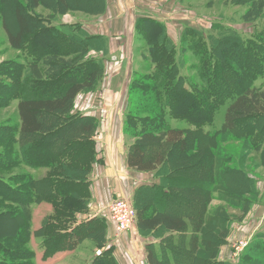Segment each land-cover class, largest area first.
I'll list each match as a JSON object with an SVG mask.
<instances>
[{
  "label": "trees",
  "instance_id": "obj_1",
  "mask_svg": "<svg viewBox=\"0 0 264 264\" xmlns=\"http://www.w3.org/2000/svg\"><path fill=\"white\" fill-rule=\"evenodd\" d=\"M26 1L29 9L14 10V32L5 28L8 41L20 49L29 39L35 53L43 54L39 63L30 64L33 74H54L47 76L39 90L32 80L28 86L21 83L19 91L26 87V92L16 103L18 125L0 130V146H4L0 169L23 164L48 171L40 179L23 172L14 176L15 184L0 177V207L5 203L7 207L0 211V251L34 264V252L23 248L31 235L29 205L33 202L46 201L53 209L34 231L41 239L44 259L74 250L85 239L98 242V234L106 229L105 219L98 216L73 225L74 213L87 206L88 175L97 161L94 135L98 123L92 116L72 114L71 109L78 93L97 85L102 61L82 55L88 41L82 31L49 21L45 25L31 9L41 0ZM58 1L63 13V8H77L82 0ZM232 1L249 4L242 20L258 17L264 23V0ZM141 24L154 68L134 76L124 119L126 133L135 137L126 154L128 167L154 172L160 179L158 184L140 185L133 199L137 228L157 238L146 244L148 264H264V234L259 233L245 246L238 262L218 258L234 217L229 208L217 207L212 213L208 208L213 199L231 195L234 201L226 199L228 204L241 214L252 203L242 196L255 191L252 174L236 166L219 143L240 141L247 151L264 143V32L244 38L229 27L204 35L185 28L183 49L199 62L198 81L192 82L186 81L175 63L176 46L162 24L149 19ZM63 41L71 52L62 51ZM257 78L263 79L262 86L254 85ZM220 105L224 107L221 127L204 129L213 123ZM171 120H181L186 126H174ZM235 180L242 189L232 194L230 182ZM101 242L99 249L104 245ZM0 264L11 263L0 256ZM89 264L118 263L111 246H105Z\"/></svg>",
  "mask_w": 264,
  "mask_h": 264
},
{
  "label": "rangeland",
  "instance_id": "obj_2",
  "mask_svg": "<svg viewBox=\"0 0 264 264\" xmlns=\"http://www.w3.org/2000/svg\"><path fill=\"white\" fill-rule=\"evenodd\" d=\"M80 2L81 3L76 6L77 8H69L67 11L63 8V13L61 12L62 7L58 0H41V3L36 8L31 9L36 16L43 18L45 25L50 22L52 25L57 24L62 25V27L65 25L68 27L70 26V28H72L73 31L76 30L77 33L82 31V34L88 38V41L85 42V46L83 47L84 54H82L85 55L86 58L100 59L101 61L102 58L104 59L105 57L108 59L110 44L108 45L107 36H125L124 34H127L126 30L129 31L128 48H125L126 52L123 55L124 69L113 83L114 87L118 88V85H120L124 79L126 85L124 92L122 90V95H124L123 98L126 96V104L123 103V105H126L123 111L124 117L129 106V91L132 82L135 79L134 76L137 75V77H139L154 68V64L149 56L148 43L143 37V27L141 24L143 19L159 22L165 28V32L169 38L170 36L173 37V39L177 38L175 40L176 42L170 38L171 42L176 46L174 61L178 64L180 72L183 74L186 81L191 80L192 82L198 81L196 69L199 66V62L194 54L183 49L184 47L182 45L184 44L181 41V34L185 28L190 27L199 30L204 35L210 33L213 34L221 28L229 27L238 31L244 38L252 36L256 31H259L260 34L264 32V30H262L264 23L260 18L256 17L253 20L247 21L242 20L241 16L247 11L246 9L249 4L240 5L234 3L232 0H102L101 4L100 1L97 0H82ZM16 7L29 9V2L26 0H0V130L14 129V126L16 127L18 125L16 102L19 97L26 92V87H24L21 92L19 91L20 86L23 85L21 83L28 86V84L33 81V86H36L37 90H39V88H41L40 86L44 84L43 82L50 78L47 76H53L54 74L53 71L47 72V74H49L47 76H37L33 74L30 64L33 62L39 63L43 54L40 52L35 53L31 48L29 39L24 42L20 49L14 48L9 43L5 28L14 32V10ZM68 15L69 22L63 23L64 19H67L65 17ZM93 36L103 37L105 38V41L97 40L95 39L96 37ZM120 44L121 42L119 39H111L113 50H120ZM61 47L62 51L65 53L72 51L69 46H67L66 41H63V43L61 42ZM118 50H116V53H119ZM108 62L110 67L111 62L109 59ZM102 73L104 74L103 67L97 85L92 90L82 92L88 93L93 91V93H95V90L98 89L99 92L93 94L92 102L94 106L96 105L99 109L104 110V107L106 105L109 106V104L101 102L102 98L99 95V93L102 92L101 83L99 84V80L102 78ZM262 83L263 79L257 78L254 85L262 86ZM111 87L114 88L112 85ZM75 109L76 97L73 100L71 109L72 114L76 113L74 111ZM223 109V105H220L218 113L215 114L213 123L210 125L206 124L204 129L213 131L221 127L223 122ZM124 117L122 120V131L128 150L130 143L135 140V137L128 132L126 133ZM97 123L98 128V120ZM171 124L174 126H186V123L181 120H171ZM219 144L223 148V153L231 155L234 158L236 166L239 165L252 174V179L255 183L254 193L251 195L249 193L242 195L243 197L252 200V203L250 202L251 204L248 205V210L244 213L241 214L238 209H233L231 205L228 204V199L234 201L233 195H231V197L229 196V198L213 199L208 207L210 213H212L217 207H222L223 209L229 208L230 214L233 215L234 218L230 219L229 234L226 237L225 242L220 246L217 257L220 259L222 258V260L236 263L238 262L241 252L251 239L258 233L264 234V143L255 151H247V148L246 150H243V145L240 141L236 142L228 140L227 142H220ZM13 147L14 145H11V148ZM3 149L4 146H0V151H3ZM27 167L28 166L21 164L18 167L0 169V177L15 184L14 182L16 179L13 178L16 175L26 172L33 176L27 170ZM132 173L134 179H149L152 175L157 184L160 180L159 177L154 175V172H148L149 174L146 175L143 172H137L134 170ZM226 185L228 184L226 183ZM125 186L127 187L128 196L122 193V198L129 200L136 212L137 209L133 199L134 193L140 185L136 182L129 181ZM230 187V189H232V194H237L238 191L242 189L241 185L236 180L235 182H230ZM217 195H219V193ZM220 196H223L222 192H220ZM6 208L5 203V206L0 207V211L5 210ZM86 210H84V213ZM82 215L83 216L80 218H83L84 220L90 218L84 214ZM102 218L107 219L108 215L107 218L105 216ZM77 219L78 216L74 215L73 222L76 223ZM83 219H81V222L84 221ZM2 227L4 228V225H2ZM107 228L108 227H106L103 234L102 232L98 234V242H95L92 239L87 240H90L93 243L95 249H99L97 243H100L102 240L101 243L104 244L103 247L111 246L114 256L117 254L120 259L123 250H127L129 254L131 238L127 236L125 232L116 231L114 227L112 232ZM144 233V231H140L138 228L136 229L135 239L137 243L146 241L147 244L148 240L149 242L157 240L154 233H148L147 235ZM109 242L118 244L116 246L113 243L107 245ZM119 244L122 245L119 246ZM146 244L144 248L145 253ZM23 248L31 250L29 244L23 246ZM20 249L21 247L19 250ZM130 253L132 254L131 258L133 260V251L131 250ZM0 256L4 257L6 261L11 264L25 263L24 261H17L16 256L5 254L3 251H0Z\"/></svg>",
  "mask_w": 264,
  "mask_h": 264
},
{
  "label": "crops",
  "instance_id": "obj_3",
  "mask_svg": "<svg viewBox=\"0 0 264 264\" xmlns=\"http://www.w3.org/2000/svg\"><path fill=\"white\" fill-rule=\"evenodd\" d=\"M69 15L66 16L63 23H68ZM125 36H107L108 45L110 44L109 57L110 67L108 59L105 57L102 58V67L104 74L102 73V78L99 80L101 83V93H99L101 102H104L106 105L104 110L99 109L98 106L93 105V94L99 92L98 89L90 91L88 93L80 92L76 96V113L82 115H88L96 118L99 122L98 128L94 135V141L96 143V158L97 161L93 163L92 169L88 175L89 178V197L87 200L86 212L84 210H79L74 213L78 216L76 223L73 222V225L79 224L81 222L80 218L82 214L88 217H103L107 218V204L110 200L114 198H122V193L127 195V187L125 184L129 181L138 183V185L144 184H155V180L152 175L149 179L142 178L140 180L133 178L134 170L130 169L126 162L127 146L125 144L124 134L122 131V120L124 117L123 111L125 109L126 96L123 98L122 90L126 88L124 79L118 88L114 87L115 79L121 74V71L124 69V54L125 48H128V38L129 31ZM122 34V33H121ZM96 35V34H94ZM170 38L176 42L173 37ZM111 39H119L121 44L119 49H112ZM118 47V46H117ZM116 50L119 53H116ZM106 56V55H105ZM111 69V70H110ZM98 84V85H99ZM111 85L114 87L112 88ZM118 89V90H116ZM124 99V100H123ZM17 103V102H16ZM123 103H125L123 105ZM103 104V103H101ZM102 110V111H101ZM27 170L34 176L36 179L44 177L48 171L46 167L38 168H29ZM144 174H149L148 172H143ZM31 213V237L29 239V246L34 252V264H89L93 258L96 256L101 249H95L93 243L90 240H83L78 244L74 250H65L54 253V255L44 259L42 257V249L40 248V237H37L34 234V231L37 230L42 223V220L47 216L52 214L53 209L52 205L46 201L33 202L29 206ZM108 219V218H107ZM106 220V227L110 229V232L113 231V224L108 219ZM84 220V219H83ZM136 224L133 226L131 232L126 233L127 236L131 238L130 242V252L133 251V260L132 254L123 250V254L120 257L116 254L115 258L117 262L121 264H148L145 257V242H138L135 239ZM90 241V242H89ZM149 242V240H148ZM155 242V241H154ZM115 246L118 243L109 242ZM122 244H119V246ZM87 249V251H86ZM116 253V252H115ZM145 253V255H144ZM117 256V257H116ZM222 259V258H221ZM119 263V264H120Z\"/></svg>",
  "mask_w": 264,
  "mask_h": 264
},
{
  "label": "built area",
  "instance_id": "obj_4",
  "mask_svg": "<svg viewBox=\"0 0 264 264\" xmlns=\"http://www.w3.org/2000/svg\"><path fill=\"white\" fill-rule=\"evenodd\" d=\"M107 215L118 232L129 233L136 222V212L125 198H114L107 204Z\"/></svg>",
  "mask_w": 264,
  "mask_h": 264
}]
</instances>
